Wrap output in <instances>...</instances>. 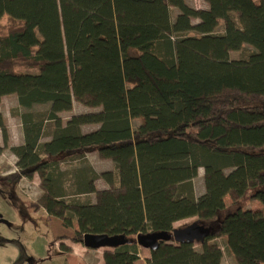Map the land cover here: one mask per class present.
I'll list each match as a JSON object with an SVG mask.
<instances>
[{
	"label": "trees",
	"instance_id": "1",
	"mask_svg": "<svg viewBox=\"0 0 264 264\" xmlns=\"http://www.w3.org/2000/svg\"><path fill=\"white\" fill-rule=\"evenodd\" d=\"M206 1L197 10L186 0H0V20L19 22L0 37V101L16 95L23 109L50 105L20 115L24 143L10 148L17 171L6 180L41 172L35 209L46 210L54 243L107 235L115 251L105 264H136L138 235L171 234L175 223L197 218L200 249L162 243L148 264H221L212 244L221 238L238 264H264V0ZM244 45L256 52L233 60ZM22 66L38 73L17 72ZM87 96L101 111L64 126L60 114ZM138 117L144 122L134 130ZM47 122L55 130L41 143ZM87 125L99 128L84 133ZM0 131L7 147L1 114ZM93 152L114 162L118 177L78 168L68 192L60 158ZM200 169L206 193L176 198L175 188ZM98 179L112 189L73 210L76 228L66 199L94 194Z\"/></svg>",
	"mask_w": 264,
	"mask_h": 264
},
{
	"label": "rangeland",
	"instance_id": "2",
	"mask_svg": "<svg viewBox=\"0 0 264 264\" xmlns=\"http://www.w3.org/2000/svg\"><path fill=\"white\" fill-rule=\"evenodd\" d=\"M260 3L261 0H255ZM186 3L197 10H206L209 4L206 0H186ZM178 11L172 9V19L175 21ZM198 21L194 20L193 23ZM19 22L13 20L8 15H4L0 20V37H7L12 27L18 26ZM225 23L221 21L216 29L217 34L224 33ZM256 50L244 45L239 51L231 52L233 60H247ZM17 72L37 74L38 71L26 67H17ZM92 98L87 96L83 99L73 98V107L70 112L61 113L60 117L65 126L75 115H84L101 111L91 105ZM50 105H34L30 109H23L18 104L16 95L4 97L0 101V114L4 117L8 130V145L5 147L2 132L0 131V144L3 147L0 153V216L6 223L0 221V264H85L81 257L74 256L72 249L67 246L60 247L54 243L52 226L46 221L48 216L44 208L35 209L36 204H42L44 190L42 187L43 175L41 172L34 174L32 179L23 178L18 183L6 180V177L17 171V158L11 152L13 146H20L24 142V133L20 115L25 112H43L49 109ZM144 122L143 118H133L132 126L136 130ZM99 128L97 125L84 126L83 132L90 133ZM55 130L54 122L45 124L41 143L48 142ZM61 169L64 173V181L68 192L72 193L73 173L78 168L92 169L97 174L112 172L118 177V168L109 159L102 158L97 152L93 154L77 155L73 157L60 158ZM118 182V179H116ZM96 192L89 195L70 196L66 199L71 211L66 212V217L74 220L77 228V221L74 218L73 210L80 205L98 204L102 200L103 192L111 190L103 179L95 182ZM206 193V176L203 169L199 170L198 176L190 181L178 185L174 194L176 198L187 197L198 199ZM236 198L231 192L225 199L226 205L232 204ZM248 208L261 210L262 206L257 202L248 203ZM198 224L197 218H189L174 224L175 229H184L191 225ZM170 244H175L171 242ZM222 252L221 264H238L234 256L227 247L225 239H217L212 242ZM197 249H200L198 242H195ZM61 248V249H60ZM115 248L106 246L98 252H91L87 258L92 264H103L105 253H113ZM151 258V251L141 248L139 260L136 264H148ZM87 264V263H86Z\"/></svg>",
	"mask_w": 264,
	"mask_h": 264
},
{
	"label": "water",
	"instance_id": "3",
	"mask_svg": "<svg viewBox=\"0 0 264 264\" xmlns=\"http://www.w3.org/2000/svg\"><path fill=\"white\" fill-rule=\"evenodd\" d=\"M0 221L6 223L0 216ZM205 236V229L203 226L194 224L184 229H174L173 233L167 232L140 234L137 236V244L143 249L156 251L162 243L181 244L184 242L195 243L202 241ZM113 243L112 239L107 235H85L83 244L86 248L97 250L102 247L110 246Z\"/></svg>",
	"mask_w": 264,
	"mask_h": 264
},
{
	"label": "crops",
	"instance_id": "4",
	"mask_svg": "<svg viewBox=\"0 0 264 264\" xmlns=\"http://www.w3.org/2000/svg\"><path fill=\"white\" fill-rule=\"evenodd\" d=\"M7 97V96H6ZM24 143V142H23ZM22 145V144H21ZM90 154H93V153H90ZM59 246L60 245H64V246H67L68 248L72 249V253L74 254V256H78V257H81L84 261V263L86 264H92L91 262L88 261V257L90 256V254H92L91 252H98L99 249L97 250H91V249H88L84 246V244L82 243H74L70 240H64V241H61L59 242L58 244ZM61 249V248H60ZM101 249V248H100ZM88 258V259H87ZM90 260V259H89ZM105 264V262L103 263Z\"/></svg>",
	"mask_w": 264,
	"mask_h": 264
}]
</instances>
